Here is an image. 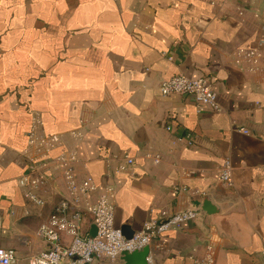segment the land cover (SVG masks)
Here are the masks:
<instances>
[{
	"label": "crops",
	"instance_id": "0c3cea01",
	"mask_svg": "<svg viewBox=\"0 0 264 264\" xmlns=\"http://www.w3.org/2000/svg\"><path fill=\"white\" fill-rule=\"evenodd\" d=\"M241 49L264 62V0H0V248L23 264L45 249L36 233L64 191L52 176L37 208L18 185L40 120L65 142L51 158L79 146V178L115 188L117 228L137 233L205 201L215 210L160 236L154 264H193L208 246L216 264H264V76L235 65ZM179 73L208 78L219 111L163 96ZM126 156L135 166L120 172Z\"/></svg>",
	"mask_w": 264,
	"mask_h": 264
},
{
	"label": "built area",
	"instance_id": "2783aa9c",
	"mask_svg": "<svg viewBox=\"0 0 264 264\" xmlns=\"http://www.w3.org/2000/svg\"><path fill=\"white\" fill-rule=\"evenodd\" d=\"M262 59L259 50L241 49L235 53L234 61L241 70L264 76ZM160 92L163 96H190L195 100L199 111L205 108L214 111L220 109L213 85L205 77L192 79L184 73H179L169 80L162 81ZM34 122L23 154L30 172L19 178L18 185L28 203L37 208H44L47 203L40 191L52 176H62L64 191L61 192V199L49 218L39 226L36 233L45 243V249L29 256L25 264H120L123 253H133L150 247L163 234L180 230L185 223L197 219L198 214L195 211L173 214L163 212L162 218L147 221L141 231L135 233L131 239H126L121 229L115 225V188L107 186L98 193V186L90 176L79 178V146L74 149L66 147L57 157L51 158L53 151L65 147L64 139L59 134H44L41 131L42 121ZM240 131L249 134L244 128ZM71 135L78 144L84 137L80 131L72 132ZM160 161L159 155L153 156L154 164L157 165ZM134 166L135 161L126 156L118 169L120 172H128ZM220 180L227 186L232 183V165L229 160L225 161L221 168ZM93 195H97V198L91 201L90 197ZM92 226L96 228V236L90 234ZM147 263L154 264L150 254ZM0 264L23 263L15 249L0 248ZM193 264H216L213 247L208 246L205 255L195 258Z\"/></svg>",
	"mask_w": 264,
	"mask_h": 264
},
{
	"label": "water",
	"instance_id": "95a60500",
	"mask_svg": "<svg viewBox=\"0 0 264 264\" xmlns=\"http://www.w3.org/2000/svg\"><path fill=\"white\" fill-rule=\"evenodd\" d=\"M207 206H209V203L205 201L203 208H201L200 210H195L198 216L200 214L209 215L215 213L214 209L210 208V210H208L206 208ZM121 231L126 239H131L135 234V232H130L129 228L126 227L121 228ZM90 234L91 236H96V228L94 226L91 227ZM149 254L150 248L145 247L142 250L135 251L133 253H123L120 257V260L123 262V264H148L147 257L149 256Z\"/></svg>",
	"mask_w": 264,
	"mask_h": 264
}]
</instances>
